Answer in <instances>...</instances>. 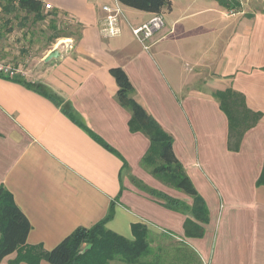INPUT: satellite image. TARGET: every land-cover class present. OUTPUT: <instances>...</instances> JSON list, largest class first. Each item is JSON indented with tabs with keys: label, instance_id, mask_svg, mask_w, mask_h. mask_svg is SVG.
Returning <instances> with one entry per match:
<instances>
[{
	"label": "crops",
	"instance_id": "1",
	"mask_svg": "<svg viewBox=\"0 0 264 264\" xmlns=\"http://www.w3.org/2000/svg\"><path fill=\"white\" fill-rule=\"evenodd\" d=\"M41 1L44 19L50 11L60 24L76 27L57 35L53 48L19 75L61 96L129 170L61 106L0 76V185L11 190L31 223L27 243L50 251L78 227L104 219L112 206L106 226L129 240L130 227L140 222L150 233L161 232L157 241H179L159 252L150 238V256L158 264H264V185L257 184L264 166V0H235L240 7L233 14L219 0H178L179 10L171 0L161 13L163 26L144 41L133 30L154 13L118 0ZM105 5L120 7L116 35L105 30ZM23 33L8 39L26 41ZM56 47L60 55L46 62ZM117 66L129 76L138 102L174 137V151L210 210L204 237L187 238L185 214L165 208L131 180L192 203L142 166L151 143L129 128L131 111L117 100L110 73ZM227 89L242 93L246 106L263 114L238 151L228 147L229 120L214 95ZM226 156H233V169L218 174L212 160ZM16 255L0 264H11ZM118 263L125 264H109Z\"/></svg>",
	"mask_w": 264,
	"mask_h": 264
},
{
	"label": "trees",
	"instance_id": "2",
	"mask_svg": "<svg viewBox=\"0 0 264 264\" xmlns=\"http://www.w3.org/2000/svg\"><path fill=\"white\" fill-rule=\"evenodd\" d=\"M5 12L11 13L23 10L33 13L37 19H44L42 15L43 2L41 0H3ZM120 4L138 10L161 14L166 7H171V0H118ZM221 4L233 11L239 8L240 2L235 0H219ZM110 73L114 76L117 85V100L131 111L129 128L131 132H141L150 140V146L142 157V166L156 179L167 186L183 192L192 199L189 204L183 199L169 196L168 193L158 190L131 176L133 183L142 191L156 199L167 209L185 214L184 233L187 238H202L206 232V225L210 221V210L205 198L200 194L186 168L174 151V137L166 131L135 97V88L120 67H113ZM24 84L42 95L51 99L62 111L79 124L83 129L101 143L105 148L123 160V169L129 170V164L121 154L105 142L96 133L90 130L76 113L75 109L65 103V100L52 91L47 85L40 82H29L21 75L8 77ZM215 97L221 109L229 120L230 150L238 151L245 133L254 127L263 114L249 109L245 104L244 95L232 89L215 92ZM264 185V166L257 181ZM111 206L107 216L91 227H78L54 249L48 251L41 245H29L27 238L31 230V223L22 209L16 204L13 193L4 185H0V263L5 257L16 252L11 264L27 262L40 264L43 259L51 264H109L113 260H120L125 264H153L146 260L151 254L150 230L144 223H134L133 239L110 230L106 224L113 217ZM89 247L84 250L85 246ZM195 254V253H194ZM190 262L193 263L192 255ZM156 260L155 264L159 261Z\"/></svg>",
	"mask_w": 264,
	"mask_h": 264
},
{
	"label": "rangeland",
	"instance_id": "3",
	"mask_svg": "<svg viewBox=\"0 0 264 264\" xmlns=\"http://www.w3.org/2000/svg\"><path fill=\"white\" fill-rule=\"evenodd\" d=\"M245 1L241 0L242 3ZM177 2L178 0L175 1V4L177 6V10H179L180 6L177 4ZM4 4V1L0 0V60L9 62L20 71L22 69L27 70L29 68H33L36 62L44 57L46 50L53 48L52 44L53 42H56L55 37L60 34H65L62 31L68 33L67 31L75 30V25L60 24V21L58 19L52 17L50 11H48V13L46 14V18L41 20L37 19V17L33 13H27L26 11H24V9L12 11L8 14L4 10ZM260 5L261 7H263L264 1H262V4ZM165 11H168V7L165 8ZM59 27H61V29H59ZM21 29L24 30L23 34H25V36H23V38L25 37L26 41L22 42L20 40L22 39L21 36L18 41L8 39V34L14 33L16 31L21 32ZM28 35L30 38H28ZM58 47H56L55 49L59 50ZM212 167L218 174H221L220 171H223V169L232 170L233 156H226L220 159L217 158L212 160ZM224 180L226 179L224 176H222L221 181ZM160 233L161 232L157 231H151L150 233V238L152 240L153 246L158 251L159 248L161 250L166 249L167 244L177 245V242H179L176 240L173 241V237L171 236L168 239L166 237L165 239L162 238L158 239L157 241V235H159ZM162 233L168 235L167 232ZM158 251H154V253H157ZM170 257H172V255H170ZM146 260L155 261L156 258L153 256H149Z\"/></svg>",
	"mask_w": 264,
	"mask_h": 264
},
{
	"label": "built area",
	"instance_id": "4",
	"mask_svg": "<svg viewBox=\"0 0 264 264\" xmlns=\"http://www.w3.org/2000/svg\"><path fill=\"white\" fill-rule=\"evenodd\" d=\"M51 7L52 5L50 3L44 4V8L46 10H50ZM104 10L107 12L105 30L107 31V33L109 32L110 35L118 34V20L121 15L120 7H116L113 9L105 5ZM231 13L233 14L232 10ZM163 24L164 22L161 14H156L154 17H152L151 20L134 29L133 32L137 38H139L141 41H144L153 36L154 33L163 26ZM0 74L8 77H14L20 74V70L15 68L9 62L0 60Z\"/></svg>",
	"mask_w": 264,
	"mask_h": 264
},
{
	"label": "water",
	"instance_id": "5",
	"mask_svg": "<svg viewBox=\"0 0 264 264\" xmlns=\"http://www.w3.org/2000/svg\"><path fill=\"white\" fill-rule=\"evenodd\" d=\"M59 55H60V51L58 49H54L45 57V61L48 62L53 58H57ZM88 247L89 245H86L84 250H86Z\"/></svg>",
	"mask_w": 264,
	"mask_h": 264
}]
</instances>
